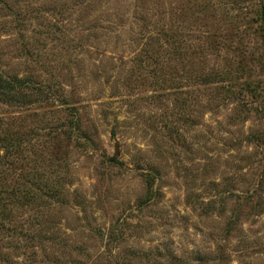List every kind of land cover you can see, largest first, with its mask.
I'll return each mask as SVG.
<instances>
[{
	"label": "rangeland",
	"instance_id": "1",
	"mask_svg": "<svg viewBox=\"0 0 264 264\" xmlns=\"http://www.w3.org/2000/svg\"><path fill=\"white\" fill-rule=\"evenodd\" d=\"M0 264H264V0H0Z\"/></svg>",
	"mask_w": 264,
	"mask_h": 264
},
{
	"label": "trees",
	"instance_id": "2",
	"mask_svg": "<svg viewBox=\"0 0 264 264\" xmlns=\"http://www.w3.org/2000/svg\"><path fill=\"white\" fill-rule=\"evenodd\" d=\"M11 83H13V82H11V81H8L7 82V84H10L11 85ZM4 87V86H3ZM6 88H8V89H12L13 87H8V86H6Z\"/></svg>",
	"mask_w": 264,
	"mask_h": 264
},
{
	"label": "water",
	"instance_id": "3",
	"mask_svg": "<svg viewBox=\"0 0 264 264\" xmlns=\"http://www.w3.org/2000/svg\"><path fill=\"white\" fill-rule=\"evenodd\" d=\"M115 154H116V155L118 154V150H117V147H116V151H115Z\"/></svg>",
	"mask_w": 264,
	"mask_h": 264
}]
</instances>
